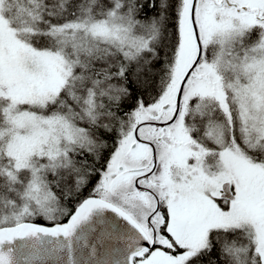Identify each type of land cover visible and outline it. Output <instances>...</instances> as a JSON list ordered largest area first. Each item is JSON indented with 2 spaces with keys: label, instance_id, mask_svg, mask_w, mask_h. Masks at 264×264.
Instances as JSON below:
<instances>
[{
  "label": "snow or ice",
  "instance_id": "snow-or-ice-1",
  "mask_svg": "<svg viewBox=\"0 0 264 264\" xmlns=\"http://www.w3.org/2000/svg\"><path fill=\"white\" fill-rule=\"evenodd\" d=\"M47 260L264 264V0H0V264Z\"/></svg>",
  "mask_w": 264,
  "mask_h": 264
},
{
  "label": "trees",
  "instance_id": "trees-1",
  "mask_svg": "<svg viewBox=\"0 0 264 264\" xmlns=\"http://www.w3.org/2000/svg\"><path fill=\"white\" fill-rule=\"evenodd\" d=\"M253 38H254V36H253ZM96 179H98V177H94L90 180L88 187L84 190V193H83L84 195H87L88 190H90L91 185L95 183ZM41 223H43V221H41Z\"/></svg>",
  "mask_w": 264,
  "mask_h": 264
},
{
  "label": "water",
  "instance_id": "water-1",
  "mask_svg": "<svg viewBox=\"0 0 264 264\" xmlns=\"http://www.w3.org/2000/svg\"><path fill=\"white\" fill-rule=\"evenodd\" d=\"M46 264H55V262L53 260H47Z\"/></svg>",
  "mask_w": 264,
  "mask_h": 264
}]
</instances>
